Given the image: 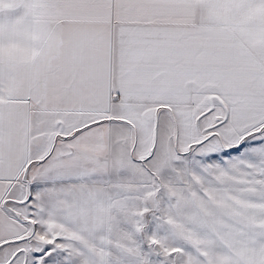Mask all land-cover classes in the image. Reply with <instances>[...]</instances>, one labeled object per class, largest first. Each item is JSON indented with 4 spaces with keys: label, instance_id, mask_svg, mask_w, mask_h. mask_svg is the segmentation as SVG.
I'll use <instances>...</instances> for the list:
<instances>
[{
    "label": "snow or ice",
    "instance_id": "obj_1",
    "mask_svg": "<svg viewBox=\"0 0 264 264\" xmlns=\"http://www.w3.org/2000/svg\"><path fill=\"white\" fill-rule=\"evenodd\" d=\"M0 264H264V0H0Z\"/></svg>",
    "mask_w": 264,
    "mask_h": 264
}]
</instances>
